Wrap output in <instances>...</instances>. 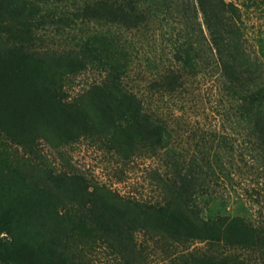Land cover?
Here are the masks:
<instances>
[{
  "label": "trees",
  "instance_id": "obj_1",
  "mask_svg": "<svg viewBox=\"0 0 264 264\" xmlns=\"http://www.w3.org/2000/svg\"><path fill=\"white\" fill-rule=\"evenodd\" d=\"M59 1L66 3L56 9ZM79 1L69 9L70 0H0V19L25 25L27 32L44 22L56 30L77 29L81 36L75 49L43 55V67L50 69L43 72L49 80L45 89L25 78L23 70L21 75L6 72L9 78L0 81V133L27 152L38 142L57 149L84 139L122 165L150 160L156 196L144 202L122 197L104 184L86 180L66 161L54 171L31 164L23 153L2 150L0 234L5 241L0 237V264H74L54 259L53 247L75 232L84 246L95 236L133 258L138 253L132 233L146 230L184 247L175 254L174 264H245L223 249L264 254L260 186L243 187L244 195L260 204L259 221L204 217L198 204L201 197L223 201L215 196L216 189L226 191L225 186L233 188L237 180L243 192L239 186L244 173L264 183V69L240 49L221 1L195 0L209 36L206 50L199 55V47L182 34L167 63L144 83L141 95L148 97L138 95L125 81L134 52L124 34L142 33L155 7L167 9L173 0ZM39 6L48 8L41 12ZM86 72L97 73L96 80L69 93L74 78ZM201 76L217 96V128L184 122L168 105L162 108L170 116L158 113L151 97L178 101L191 94ZM225 123L237 124L233 131L238 141L223 132ZM191 242L201 246L187 250Z\"/></svg>",
  "mask_w": 264,
  "mask_h": 264
},
{
  "label": "rangeland",
  "instance_id": "obj_2",
  "mask_svg": "<svg viewBox=\"0 0 264 264\" xmlns=\"http://www.w3.org/2000/svg\"><path fill=\"white\" fill-rule=\"evenodd\" d=\"M70 1L72 3V0ZM220 1L223 5L224 16L233 20H230L229 23L234 29V35L239 39L240 49L249 58L255 57L257 64L264 69V0ZM73 2L79 4L81 1L74 0ZM65 3V1L57 2L55 4L56 9L62 8ZM74 4L67 7L70 9ZM197 6L195 0H173V4L167 9L162 5H157L153 20L148 23L147 29L144 27L142 33L124 34L125 42L130 43L132 52H134L131 61L132 69L125 81L135 91L137 90V94H140L141 97H148L147 94L141 95L144 83L152 73L167 63L170 53L182 41V34L187 33V38L190 37L195 43L193 46L199 47L197 49L199 55L205 52L209 36ZM48 7L52 9L51 4ZM39 8L41 12L46 9H43L42 6ZM0 22L1 82L9 78L6 76V72L10 71L12 75H21L20 70H23L25 78L28 80L32 78L33 83L36 82L37 85L45 89L49 86V80L45 79L43 72L48 71L49 68L43 67V55L49 54V52L63 53L69 47L75 49L79 44V38H81L77 29L72 31L68 29L56 30L51 25L48 27L44 22L39 23L38 26H33V28L30 27V32H27V26L12 25L5 18ZM75 22L78 23L76 20ZM36 69L37 71H35ZM22 77L19 78L23 80ZM96 78L97 73L95 72H86L76 76L68 92L72 94L80 91ZM201 78L202 76L199 78V82L194 84L195 87L190 90L191 94L187 92L188 94L180 100L172 103L166 96L160 98L161 100L157 97H151L152 104L158 107V113L163 116H170L171 112L175 116L181 115L184 122L187 120L197 121L200 125L217 128L216 124L219 120V116H216L217 113H215L218 107L217 96L210 86V81L206 78L203 81ZM144 100L147 99L144 98ZM165 105L171 108L170 112L162 108ZM224 105L225 103H223ZM224 108L227 109L228 106L226 105ZM169 126L175 127V124H169ZM223 126V132L230 134L233 140L238 141L236 135L238 132L233 131L237 128V124L225 123ZM0 131H2L1 127ZM5 135L0 133V151L23 153L31 164L58 171L63 167L62 163H68L80 172L86 180L104 184L122 197L144 202L146 200L151 201L156 196L149 178L151 175L150 160L137 159L133 163L122 165L111 153L84 139L57 149L49 148L38 142L33 146L31 152H27L12 143ZM240 180L241 185L239 184V187L243 189V192L236 185L238 180L232 185L233 188L225 186L226 191L221 187L216 189L215 196L217 198L221 196L224 198H221L223 201H204L206 198L201 197L198 200V204L201 205V214L204 217L235 218L240 216L251 221H259L260 204L254 202L252 196L251 198L245 196L247 191H244L245 188L243 187L244 185H248V188L252 185L254 187L260 186L261 193L264 194V183L251 181L250 176L245 175V173L240 177ZM233 189L236 193L240 191L241 194L234 195L231 193ZM78 235L80 234L75 232L72 237H65L58 243H54L53 249L56 251L54 259L59 262L74 264H126V262L132 264H174L175 254L184 249L183 246L167 243L157 235H150L146 230H137L132 233L131 242L134 252L138 254L130 258L128 254L115 250V245L112 248L99 237H90L88 245L84 246L80 243L81 236L77 237ZM0 237H3L1 239L4 242V235L0 234ZM200 246L201 243L191 242L185 247L190 250L191 247ZM6 247L8 249V245ZM221 252L228 255H239L245 260V264H264V254H260L255 249H223Z\"/></svg>",
  "mask_w": 264,
  "mask_h": 264
}]
</instances>
